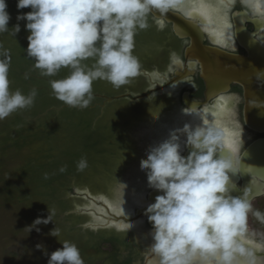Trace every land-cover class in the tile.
Listing matches in <instances>:
<instances>
[{"label":"clouds","instance_id":"9594fccd","mask_svg":"<svg viewBox=\"0 0 264 264\" xmlns=\"http://www.w3.org/2000/svg\"><path fill=\"white\" fill-rule=\"evenodd\" d=\"M220 3L229 6L226 0ZM241 3L254 13L264 6V0ZM7 7L6 0H0V33L11 31L14 37L20 25L9 29ZM16 7L31 9L16 17L26 21L29 31L26 56L42 76L70 69L49 84L56 99L80 109L94 99L96 80H106L119 89L140 75L161 78L159 73L142 69L134 55L135 36L150 26V15L156 16L155 23L163 30L169 11L190 15L194 9L186 0H17ZM88 59L93 60L91 66L83 63ZM172 59L178 62L175 56ZM10 64V53L0 44V120L30 108L37 96L35 88L28 94L10 90ZM250 106L262 107L264 102L251 101ZM183 111L197 114L195 107ZM182 144L190 149L187 156L182 154ZM139 166L146 172L148 186L161 193L145 209L153 229L148 247L153 264H264L260 255L264 253V234L248 225L249 214L264 224V212L253 208L247 189L239 196L231 194L237 188L231 177L241 173L242 161L238 147L226 142L217 125L185 123L171 130L167 139L147 149ZM86 167V159L81 158L77 169ZM52 215L54 210L49 209L46 218L37 217L27 226L28 232L39 231L36 226L51 222ZM125 225L127 230L132 227ZM82 227L94 230L97 225L85 223ZM50 235L59 237L60 232L54 228ZM258 235L260 242L254 243ZM60 243L62 247L49 254L47 264H84L75 243Z\"/></svg>","mask_w":264,"mask_h":264},{"label":"rangeland","instance_id":"374dc122","mask_svg":"<svg viewBox=\"0 0 264 264\" xmlns=\"http://www.w3.org/2000/svg\"><path fill=\"white\" fill-rule=\"evenodd\" d=\"M6 3L11 17L8 27L12 29L19 23L20 32L14 37L11 31L0 33V40L28 36L26 21L13 20L18 13L31 9H17V0ZM148 23L150 26L135 36L134 55L141 66L146 60L152 63L161 44L171 40L167 29L159 30L150 16ZM9 81L10 90L15 91ZM141 85L138 77L119 89L106 80H96L92 85L94 99L87 108L70 107L52 99L36 116L27 112L23 122H13V114L0 120V264H47L49 254L62 247L60 241L64 240L77 245L84 264H124L122 261L127 259V264H142L141 233L85 229L81 224L89 220L88 215L71 211L76 205L86 204L85 200L71 195L73 189L118 199V188L140 164L143 152L136 129L155 109L145 111L141 105L131 104L128 98L100 103L99 95L136 92ZM53 110L55 113H51ZM42 129H46L44 135ZM85 133L94 134L92 145H85ZM81 158L87 161L83 171L77 169ZM40 164L45 165L41 172L47 171L49 180H42V175L34 178L35 166ZM62 166L66 171H59ZM252 205L254 209L261 208V199ZM49 209L54 210L52 221L37 225L39 231L33 228L28 232L27 226L37 217L46 218ZM256 222L249 214L248 223ZM54 228L59 230V237L50 235ZM98 237L120 240L119 262L110 259L112 248L108 243L99 249L95 247L94 240ZM38 244L42 247L37 248Z\"/></svg>","mask_w":264,"mask_h":264},{"label":"flooded vegetation","instance_id":"af4514ba","mask_svg":"<svg viewBox=\"0 0 264 264\" xmlns=\"http://www.w3.org/2000/svg\"><path fill=\"white\" fill-rule=\"evenodd\" d=\"M186 3L188 6L197 8L194 6V4L192 5L190 1ZM205 3L210 8L217 6V8L219 9V14H221V16H225V15L227 16V23L231 25V27L229 28L228 32L226 29L228 35L226 43L221 44L217 40L218 33L214 32L210 27L207 26L208 19L205 15H202V17L205 19L206 22L203 26H201V28L203 29L202 42L206 45L218 47L220 49H223L225 51L234 54L246 55L247 54L246 49L241 45V43L239 42L236 36L235 23L242 24L247 30L251 32H255V28L257 25L258 31L253 34V37L258 38L262 29H264V19H261V17L256 13H254L251 9H248L244 5H242L241 0H234V2L233 0H231V3L227 8L221 5L220 0H205ZM261 9L264 10V6H262ZM219 16L220 15H218V17ZM218 22H220L219 19ZM164 29H167L171 40L167 41V43H164L165 42L164 41L161 44V49L156 54V57L152 63L146 60L145 64L142 65L143 70H146L149 73H159L161 78L151 79L145 77L144 75H140L138 76V79H140V83L142 85L138 91L136 92L124 91L118 93V94L128 93L129 94L128 96L122 98H128L129 101H131V104L141 105V107L145 111L151 108L155 109V112L151 114V116L145 117L144 121L141 123L140 126L141 149L143 155L146 154L147 149L150 146L154 145V144L152 145L151 143L152 141H150L151 135L148 133L150 129H155L156 131L160 130L161 132V135L154 142L157 145L158 143L162 142L164 139H167L171 130L176 129L175 122L177 120L181 119L185 121L189 117H194V116L200 119L204 118L205 116L210 118L214 117L217 120L222 118L221 121L224 124L221 123L220 126L224 128L227 127L231 131H234L236 133L235 138L237 142L235 145L238 147L239 155H240L245 144H247L248 142H250L251 140L257 137L264 136V133L255 132L244 125L243 122L244 101H243L242 87L235 82H231L229 83L227 89H225L224 91L213 92L208 95L207 84L204 78V73L200 65V62L194 56L191 57L185 56V48L190 44V38L177 37L172 31V26L170 23L165 22ZM214 38H216V40ZM173 56L176 57V60L178 62L175 63L173 62L172 59ZM156 84H163V85H156ZM136 95H142V97L138 99H132V97ZM108 96H114V95H108ZM99 98L102 99V102L100 103H104L105 100L102 97ZM96 104H99V102H97ZM191 107H195L197 113L196 115L185 113L183 111L185 108H191ZM180 127H183V125H179L177 128ZM183 139L184 137L181 136V141H183ZM189 151L190 149L184 148L182 144V154L187 156ZM239 185L240 182H237V186ZM100 196L103 195H96L91 193V197H93L94 200L88 197L81 196L79 198L85 200L86 204H81L80 206H89L93 209H96L99 212L105 211L102 205H105L106 202L103 199H100L99 198ZM262 198H264V194L253 198L251 202L261 199L262 207L255 209L264 212V199L262 200ZM132 206L136 207V204L133 203ZM140 206H143V204H141ZM84 214L88 215L85 212ZM133 214L134 216H136L135 213ZM90 219L91 218L89 217V220ZM124 222L126 221L124 220ZM251 222H253V220H251ZM142 225L144 228H147L146 220L143 221ZM248 225L249 228L255 231L256 233L258 234H260L261 232L264 233V224H260L259 221L258 223L256 222V224H252V225L248 223ZM143 232L144 231L141 229L142 236L144 234ZM105 242L108 243L109 246L112 248L111 241L106 240ZM257 242H260L259 235L254 240V243ZM146 244L147 241L143 238L141 240V245L143 248V253L141 257L142 264H145L147 262L146 259L147 256L149 255ZM260 255L264 256V253H260Z\"/></svg>","mask_w":264,"mask_h":264},{"label":"water","instance_id":"95a60500","mask_svg":"<svg viewBox=\"0 0 264 264\" xmlns=\"http://www.w3.org/2000/svg\"><path fill=\"white\" fill-rule=\"evenodd\" d=\"M186 2H189V0H186ZM150 17L156 24V16L150 15ZM165 22L171 24L172 31L177 37L190 38V44L185 48V56H194L200 62L207 84V94L224 91L231 82L239 84L242 87L244 101V125L255 132L264 133V106H250L251 101L264 102V29H262L258 38H254L253 34L258 31L256 24L255 32H251L242 24L235 23L236 36L247 52L246 55H239L202 42L203 29L201 26L206 22L198 12L189 16L181 11H169ZM128 95V93H122L114 96L105 94L99 96L105 102H108ZM141 97L142 95H136L132 99ZM136 133L140 137V127L136 129ZM240 157L242 161L241 173L238 176L231 177L232 183L236 184L237 187L233 189L231 194L239 196L242 195L244 189H247L252 200L264 194V136L257 137L245 144ZM143 158H146V154L143 155ZM133 173V175H129V179L123 186L118 188V194L120 196L126 193L131 198L133 197V200L138 201L136 207H121V204H119L120 197L112 200L105 196H100L99 198L106 202L105 205H102L105 211L99 212L89 206L80 205H76L71 211L74 213H87L91 219L85 223L96 224L97 227L94 230L113 228L115 231L141 233L142 229L144 231L143 238L147 241L146 247L148 249L153 242L151 235L153 229L152 224L145 215V209L150 203L154 202L156 195L160 193L145 184L139 188L134 187L136 184L134 181L130 182L131 179L142 178L145 175L143 179L147 180V176L146 172L142 174L139 165H137ZM237 182H240L239 186H237ZM71 195L74 197L84 196L94 200L91 197V193L87 190L73 189ZM141 200L144 201L143 206H140L139 202ZM145 220L147 228L142 225ZM127 223L132 225L129 230L120 227V225ZM83 224H81V227ZM150 258V255H148L145 264H153Z\"/></svg>","mask_w":264,"mask_h":264},{"label":"trees","instance_id":"16d2710c","mask_svg":"<svg viewBox=\"0 0 264 264\" xmlns=\"http://www.w3.org/2000/svg\"><path fill=\"white\" fill-rule=\"evenodd\" d=\"M14 22H18L16 18H14ZM139 33V32H138ZM15 38H3L0 40V44L3 45L4 50H7L11 56V64L9 68V79L11 80L12 86L14 90L19 89L24 94H28L33 88L37 90V96L35 97V102L33 106L27 109H20L14 113L13 122H23V116L30 112L31 116H36L39 114V109L52 99H56L52 94V90L49 84L50 80L61 79L68 74L70 69L62 68L55 76H42L40 75L39 70L33 67L34 61L26 56V48L28 45L27 36H19L17 35ZM3 42V43H2ZM84 64L91 66L93 63L92 59H88L83 61ZM28 74V78H25V74ZM45 108V107H44ZM51 113H55V111H51ZM40 132V131H39ZM42 135L46 133V129L41 130ZM94 134L85 133L83 135L85 139V145H92V137ZM55 164H53L54 166ZM50 168V165L48 166ZM45 168L44 164H40L35 166V170L33 171L34 178L39 179L42 175V180H49L51 177L47 171L41 172ZM48 168V171H49ZM45 174H47V178H45ZM111 241L112 243V254L109 256L110 259L117 263L118 261V243L120 240L116 237H98L94 240V245L97 249L100 248L105 241ZM124 264L129 263V260H123Z\"/></svg>","mask_w":264,"mask_h":264},{"label":"bare ground","instance_id":"6f19581e","mask_svg":"<svg viewBox=\"0 0 264 264\" xmlns=\"http://www.w3.org/2000/svg\"><path fill=\"white\" fill-rule=\"evenodd\" d=\"M190 1V3H192V5L194 4V6L195 7H197V8H200V6L202 5V4H204V5H207L206 3H205V0H189ZM208 6V5H207ZM213 9H218L217 8V6H215V7H212ZM218 15H220L221 16V14H219V13H217V12H215V11H213V12H211L210 14H207V15H205L206 17H207V19H208V24H207V26L208 27H210L214 32H217L218 33V37H217V40H218V42L219 43H221V44H225L226 43V40H227V32L229 31V28H224V27H222V21H220V22H218ZM209 28V29H210ZM226 29H227V32H226ZM231 32V31H230ZM215 40H216V38H214ZM219 109H220V107H219ZM221 111V110H220ZM226 111V110H225ZM220 113V112H219ZM209 115V114H208ZM214 116V115H213ZM212 117V116H211ZM221 119L222 118H220V119H216V118H210V117H207V116H205L204 118H202V119H200V118H198V117H196V116H194V117H189L188 119H186L185 121L184 120H181V119H179V120H177L175 123H176V126H175V128H177L179 125H184L185 123H190V124H192L193 126H195L196 124H198V123H204V121L206 120L207 121V123H211V124H215V125H217L219 128H221L222 126H220V124L222 123V121H221ZM222 124H224V123H222ZM223 128V129H222ZM221 129H222V133H223V135H224V137H225V140H227L229 143H233V144H236V133L234 132V131H231L229 128H224V127H222ZM169 129H171V128H169ZM229 129V130H228ZM148 133L151 135L150 136V141H152L151 143H152V145L153 146H155L156 144L154 143L155 141H156V139L161 135V132H160V130L158 131H156L155 129H150L149 131H148ZM168 138V137H167ZM142 174H145V172L143 171L142 172ZM141 175V174H140ZM145 175H143V177H144ZM143 177L141 178H135V179H131L130 180V182H133L134 181V183L136 184V185H134V187H136V188H139L140 186H143V184H145V185H148L147 184V180L146 179H143ZM123 196H124V199H123ZM120 202H119V204L121 203V202H123V204L121 205V207H129V206H132L133 205V203L134 204H138V202H137V200L135 201V200H133V197L131 198V196H129L128 194H126V193H124V194H122V195H120V200H119ZM140 205L141 204H144V201L143 200H141L140 202Z\"/></svg>","mask_w":264,"mask_h":264},{"label":"snow or ice","instance_id":"6c2138e0","mask_svg":"<svg viewBox=\"0 0 264 264\" xmlns=\"http://www.w3.org/2000/svg\"><path fill=\"white\" fill-rule=\"evenodd\" d=\"M226 2L229 5L231 3V0H226ZM213 11L219 13V9H213V8H210L207 5L202 4L200 6V8H194L189 16H191L193 13H197V12H199L201 15H207V14H210L211 12H213ZM256 14L259 15L261 17V19H264V10L260 9L259 6H258V10H257ZM218 18H219L220 21L223 22L222 23V27H224V28H230L231 27V25H229L227 23V16L226 15L225 16H219ZM204 123H207V121L205 120ZM226 142L228 144H230L227 140H226ZM120 227H124L125 228V227H127V225H120Z\"/></svg>","mask_w":264,"mask_h":264}]
</instances>
